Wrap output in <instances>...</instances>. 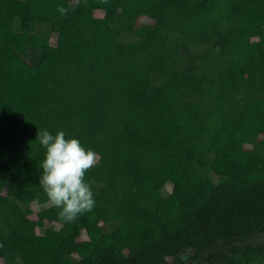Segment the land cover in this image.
I'll return each mask as SVG.
<instances>
[{
  "label": "trees",
  "instance_id": "1",
  "mask_svg": "<svg viewBox=\"0 0 264 264\" xmlns=\"http://www.w3.org/2000/svg\"><path fill=\"white\" fill-rule=\"evenodd\" d=\"M259 28L264 0H0L4 264H264ZM41 129L96 153L71 222Z\"/></svg>",
  "mask_w": 264,
  "mask_h": 264
},
{
  "label": "clouds",
  "instance_id": "2",
  "mask_svg": "<svg viewBox=\"0 0 264 264\" xmlns=\"http://www.w3.org/2000/svg\"><path fill=\"white\" fill-rule=\"evenodd\" d=\"M58 10L65 11L62 7ZM36 140L45 150L39 180L50 202L60 209L61 219L71 222L77 215L91 211L95 201L85 175L96 163V153L86 149L79 139L66 138L64 131L53 135L41 129Z\"/></svg>",
  "mask_w": 264,
  "mask_h": 264
},
{
  "label": "rangeland",
  "instance_id": "3",
  "mask_svg": "<svg viewBox=\"0 0 264 264\" xmlns=\"http://www.w3.org/2000/svg\"><path fill=\"white\" fill-rule=\"evenodd\" d=\"M93 10H94V15L97 16V17H107V18H113V16L115 15V10L114 9H108V8H102V7H99V6H94L93 7ZM139 23H142V24H149L151 23V20L147 19V18H141L139 20ZM263 28H259V30L257 31V33L261 36V34L263 33ZM49 44L50 45H54L55 44V40L54 38H51L49 40ZM196 53H201L205 50V48L203 47H200V48H196L194 49ZM36 60V56L35 54H33L31 56V62L34 63ZM226 133V129H224L222 132H221V135L224 136ZM45 205L42 204V203H35L34 204V208L35 210H39V209H42ZM84 244H86V242H84ZM186 255L183 256V259H184V264H195L189 260L186 259ZM11 263L13 264L14 263V259H11ZM0 264H4L3 260L0 259ZM199 264V263H198ZM200 264H204V263H200Z\"/></svg>",
  "mask_w": 264,
  "mask_h": 264
}]
</instances>
